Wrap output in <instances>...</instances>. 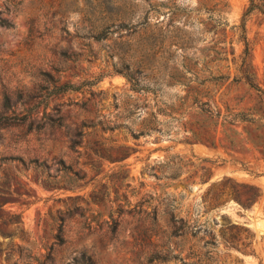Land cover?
<instances>
[{"label": "rangeland", "instance_id": "374dc122", "mask_svg": "<svg viewBox=\"0 0 264 264\" xmlns=\"http://www.w3.org/2000/svg\"><path fill=\"white\" fill-rule=\"evenodd\" d=\"M247 3L0 0V264H264Z\"/></svg>", "mask_w": 264, "mask_h": 264}, {"label": "trees", "instance_id": "16d2710c", "mask_svg": "<svg viewBox=\"0 0 264 264\" xmlns=\"http://www.w3.org/2000/svg\"><path fill=\"white\" fill-rule=\"evenodd\" d=\"M255 12L264 14V0H248L247 6H246L244 12L242 13L241 23L238 26V28H240L242 31H244V25H245L246 19L251 14H253ZM0 26L9 27V26H11V23L8 22L4 18H0ZM99 37L100 36H96V38H99ZM248 55H249V50H248L247 44L245 42V47H244V49L242 51V55H241L242 78L248 85H250L252 88L257 90L258 92L262 93L263 90L255 82V76L250 71V62L248 60ZM45 75L47 76L45 78V81L48 82V84H51L49 96H57L59 94L74 91L77 89L76 86H74L68 82L58 84V80H54L53 76L50 73H46ZM238 115H240L241 120H246V121L247 120H249V121L254 120V118L252 116H250L249 114H246V113H239ZM177 258H178V255L169 256L166 254H156L154 259H151V258L150 259L153 261L156 260V262L164 263V262H167V261H170L173 259H177ZM180 259H181V257H180ZM197 262L198 261H192L189 264H196ZM198 264H202V263H198Z\"/></svg>", "mask_w": 264, "mask_h": 264}]
</instances>
